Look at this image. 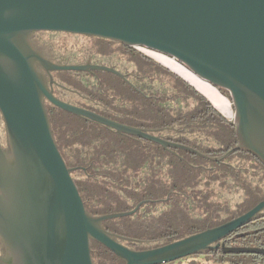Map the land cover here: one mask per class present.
I'll use <instances>...</instances> for the list:
<instances>
[{
  "label": "water",
  "instance_id": "obj_1",
  "mask_svg": "<svg viewBox=\"0 0 264 264\" xmlns=\"http://www.w3.org/2000/svg\"><path fill=\"white\" fill-rule=\"evenodd\" d=\"M40 32L99 38L159 54L225 90L238 146L223 158L245 151L264 165V0H0V115L7 140L6 150L0 145V264H94L93 241L125 264H165L220 248L225 254L264 255V249L220 244L264 217V201L224 225L155 250L135 252L120 245L116 239H128L108 232L104 222L131 216L142 203L126 213L87 211L72 178L81 168L67 167L46 101L118 134L207 156L57 99L53 72L123 76L90 63H53L31 40Z\"/></svg>",
  "mask_w": 264,
  "mask_h": 264
},
{
  "label": "trees",
  "instance_id": "obj_2",
  "mask_svg": "<svg viewBox=\"0 0 264 264\" xmlns=\"http://www.w3.org/2000/svg\"><path fill=\"white\" fill-rule=\"evenodd\" d=\"M55 40L52 38L44 44L57 56L56 46L53 45ZM116 45L123 49L126 61L134 67L133 72L137 77L135 88L124 85L120 95L126 102L125 115L135 114V125L139 120L147 119L156 129H172L170 143L191 148L207 157L173 148L170 162L161 167L160 162L169 159L165 158V152L157 149L156 166L152 167V154L144 152L148 148L127 139L119 141L106 135L98 125H88L76 116L51 107L48 113L64 161L68 168H81L72 173V178L87 211L93 216L114 214L113 206L135 198H139L138 202L127 205L121 213L133 210L143 201H148L142 207L144 210L156 203H163L159 216L153 214L147 217L137 213L105 222L104 226L106 230L127 237L177 242L224 225L264 201V165L259 159L245 151L223 158L238 146L233 122L214 108L192 83L193 86L135 49ZM97 46L98 51L111 49L105 43ZM144 63H152L157 74L167 73L176 85L170 89L157 86L154 82L156 74L148 72ZM63 76L70 77L77 86L74 90L84 96L93 93L94 98L102 97V80L94 81L91 88L85 82L89 79L84 80L66 72L58 74L62 82ZM219 91L229 97L225 90ZM136 100H139V104ZM119 160L133 163L120 164ZM213 183L225 191H240L243 198L237 204L213 201L212 198L217 196L211 189ZM150 193L158 194V197ZM160 198L168 200L153 203V200ZM134 217L136 220L132 219ZM225 243V248L264 249V217L237 230ZM92 244L94 264L121 263L106 248L94 241ZM204 255L210 256L209 261L213 264H264V255L225 254L222 249Z\"/></svg>",
  "mask_w": 264,
  "mask_h": 264
},
{
  "label": "flooded vegetation",
  "instance_id": "obj_3",
  "mask_svg": "<svg viewBox=\"0 0 264 264\" xmlns=\"http://www.w3.org/2000/svg\"><path fill=\"white\" fill-rule=\"evenodd\" d=\"M43 33H47V32L34 33L37 35V38L34 37L35 36L34 34L31 36V40H32L34 45H35L34 41H37V40L41 44L45 45L43 42L44 39L42 38ZM60 34H63V33H49V35H53V36H51V38H55V36L60 35ZM84 37H86V36H84ZM87 38L90 39L93 37H87ZM93 40L96 41V43L93 44L94 46L96 44H99V42L101 41V43H103V44L105 43V45H108L109 47H111V49L108 51L107 50L98 51L99 48L96 45L98 49H97V52L94 54V52L96 51L94 46L90 48L91 49L90 51L83 49L84 52H82L83 50L81 48V50L79 51L80 53L78 55L82 56L83 58H80L79 61L75 65H86L87 63H90V65L105 66V67L114 69L115 71L120 73L123 76V78H120L119 76H117L115 74L103 72V71L71 72L75 76H78V77L81 76L84 80L89 79L87 81L85 80V82L88 85H91V88L93 87L94 81L96 83L100 82V81H98V79L103 81L101 83L103 86L102 97L94 98L93 93H90V94L84 96L83 94L77 92L76 90L65 88L64 83L58 77V74L63 73V72H53V73H51V77L54 79V84L52 87L53 95L57 99L65 102V103H68V104H71L73 106L82 108L84 110L93 112L95 114H98V115L102 116L103 118H105L109 121H112V122H115V123H118V124H121L124 126H128L131 128L139 129L142 132H144L145 134H148L152 137H155V138H158L160 140L169 142L171 139L169 137L171 136V130L172 129H168V128L166 130L156 129L155 126H153V123H151V121L147 120V119H146L147 121L143 120L141 122L138 119L139 123H138V125H135L134 123H136V119H134L135 116L133 117V115H135V114H132V116H126L125 115V103L126 102L123 100V98L120 95L123 93L122 91L124 89V85H126L128 88H132V89L135 88L137 77L135 76V73L133 71L128 70L131 65H129V66L126 65V55H125L123 49L119 48L116 45L117 43L112 44V41L103 40V39H99V38H93ZM35 47H36V45H35ZM135 50H137L138 52L141 51L138 49H135ZM147 57H150V56L147 55ZM50 60H51V58H50ZM51 61L53 62V60H51ZM68 65H71V64H68ZM40 72L44 73V71L42 69H40ZM47 78L49 79V76H47ZM102 78H106V81H104ZM186 78L191 80V78H189V77H186ZM49 81L50 80H48V83H49ZM136 102L139 104V100H136ZM46 106H47V109H49L51 107H55L47 101H46ZM55 108H57V107H55ZM77 118H80V117H77ZM148 118H151V117L149 116ZM80 119L82 121L86 122L88 125H90V124L98 125L101 128V130L104 131V133L106 135L109 134L110 136L119 139V141H122V140L125 141V139H127L129 141L136 142L137 144L141 145V147H143V148L146 147V148L150 149V150L147 149L149 152L147 150H144V152L152 154V158H154V161H153L154 165L152 167L156 166V162H157L156 157H158V153H159L157 149L165 152V155H166L165 158L169 159V161H167V160H165L164 162L161 161L160 162L161 167L167 166L168 165L167 163L170 162V160H171V154H173V148L172 147H164L158 143H155V142H152L150 140L143 139L140 137L128 136L125 134H118L115 130H113L107 126L100 125L98 123H95V122L90 121V120L85 119V118H80ZM1 140H3L2 134H0V145L2 146L3 149L6 150L7 148L5 146L7 144L4 142V140L3 141H1ZM119 162H120V164H127V165H130L131 163H133L132 161L127 162V161H123V160H119ZM167 200H168V198L167 199L160 198L157 200H153V203L156 201L157 202H164ZM147 202L148 201L142 202L141 207L135 213L136 215H137V213H139L142 210V207ZM156 204H163V203H156ZM135 208L133 210H135ZM133 210H131L129 212H132ZM161 210H156L154 215L159 216V212ZM146 212H148V211H146ZM135 214H133V215H135ZM133 215H131V216H133ZM144 215H146L148 217V215H150V214L145 213ZM128 217H130V216H128ZM140 219L143 220L144 218L141 217ZM106 222H108V221H106ZM104 228H105V226H104ZM107 231L114 234L115 236H119V237H123L125 239H129V240L116 239V241L118 243H120V245L126 247L129 250L135 251V252L151 251V250H155V249L170 245V244L175 242V241L166 242V241H160L157 239L152 240L149 238H140V237H127L125 235H122L118 232H114L112 230H107ZM232 235H230V236H232ZM227 238L222 240L220 242V244H226L225 242H226ZM216 244L217 243H215L213 246H216ZM99 245H101V244H99ZM101 246L104 247L103 245H101ZM104 248H106V247H104ZM92 250H93V244L91 245V251ZM219 250H221V248ZM219 250L210 251V252L217 253V252H219ZM198 256H205V255L204 254L193 255V256H189V257H186L183 259H179V260L170 262V263H165V264H184L186 262V260L188 261L189 258L198 257ZM118 259L121 262L120 264H125V262L122 261L120 258H118Z\"/></svg>",
  "mask_w": 264,
  "mask_h": 264
},
{
  "label": "rangeland",
  "instance_id": "obj_4",
  "mask_svg": "<svg viewBox=\"0 0 264 264\" xmlns=\"http://www.w3.org/2000/svg\"><path fill=\"white\" fill-rule=\"evenodd\" d=\"M35 38H37V35L34 34ZM39 35V34H38ZM51 36L53 35H49V33H43L42 34V38L44 39L43 42H49L52 38ZM55 38L57 40L53 41V45L56 46V50H57V56L54 55V53H52L49 48L46 45L41 44L38 40L34 41L36 48L38 50H40L44 56L46 58H51V60H53V63L56 64H71V65H75L80 58H83L82 56L78 55L82 48V50H87L90 51L91 47H93L96 43L95 40H93V38H87L84 36H78V35H71V34H60L55 36ZM40 39V38H39ZM35 40V39H34ZM99 47H101L103 44L101 42H99ZM96 45L94 47H96ZM143 55H145L148 57L149 59H151L152 61L156 62L157 64H159L160 66H162L163 68L167 69L170 72H173L174 74H176L177 76L181 75L184 79H186L187 81H189L190 83H192L196 88L198 87L199 83H202L201 80H199L198 78L194 77V75L191 74V72H189L187 69H185L183 66L179 65L176 62H172V59L166 58L162 55L159 54H155V53H151L148 52L146 50H141L140 51ZM55 57V58H54ZM168 61H170L171 63H173L175 65V67L169 66ZM126 65L129 66V63L126 61ZM143 65H146L147 71L156 74L155 77V83L157 86H162L165 89L167 88H171L174 85H176L175 80L174 79H170V76L167 75V73H159L157 74L156 69L154 68V65L152 63H144ZM128 70L134 71V67L130 66V68ZM177 70V71H176ZM66 73V72H63ZM181 73V74H180ZM81 77V76H80ZM180 77V76H179ZM186 77H190L191 79L194 78L193 81L189 80ZM181 78V77H180ZM182 78V79H183ZM63 83H64V87L67 89H76L77 86L75 85V83L72 82V79L68 76H63ZM104 81H106V78H102ZM183 79V80H184ZM185 81V80H184ZM188 83V82H187ZM191 85V84H190ZM192 86V85H191ZM198 89V88H197ZM219 93L221 94V92L219 91ZM222 96H224L225 98H227L230 102L231 99L223 94H221ZM204 96V95H203ZM209 100V99H208ZM210 101V100H209ZM211 104L213 105V103L211 102ZM214 108H216L227 120L233 122L234 120V108L231 102V106H232V114H227L222 112V110H219L215 105H213ZM225 114V115H224ZM0 134H2V139L4 140V142L7 144V140H6V131H5V126L3 123V120L1 118L0 115ZM1 140V141H3ZM198 146V145H196ZM7 148V145L5 146ZM202 150V148H199ZM149 175H151V172H149ZM76 177V176H75ZM211 189H213V191H215V194L217 195L216 197H213L212 200L213 201H230L231 204H237L241 201V199L243 198L242 193L240 191H232V190H228L225 191L224 189H221L219 185H217L216 183L211 186ZM152 194L154 197H158V194ZM160 196V195H159ZM139 198H135L130 199V201L128 200L127 203H124L122 205H115L112 207V213H121L122 210L127 206H132L134 205L136 202H138ZM114 204V203H113ZM164 204H154L152 205L149 209H142L138 215H144L146 213V211H148V214L153 215L155 214L156 210H161L164 206ZM134 220H136V217L132 218ZM1 253V251H0ZM210 256H198V257H191L188 259V261L186 260V262L184 264H213L212 262L209 261Z\"/></svg>",
  "mask_w": 264,
  "mask_h": 264
},
{
  "label": "bare ground",
  "instance_id": "obj_5",
  "mask_svg": "<svg viewBox=\"0 0 264 264\" xmlns=\"http://www.w3.org/2000/svg\"><path fill=\"white\" fill-rule=\"evenodd\" d=\"M172 62H175L174 60ZM168 65L175 67V65L173 63H171L170 61H168ZM192 74V73H191ZM193 75V74H192ZM181 76V75H180ZM182 77V76H181ZM190 78V77H189ZM197 78V77H196ZM186 80V79H185ZM193 79H191V81H193ZM200 80V79H199ZM187 81V80H186ZM202 81V80H201ZM190 83V82H189ZM191 84V83H190ZM198 90L204 94L212 103L213 105H215L219 110H222V112L224 113H229L232 114V106H231V102L225 98L224 96H222L219 91H217L216 89H214L212 86H210L209 84H207L206 82L202 81V83H199L198 85ZM225 115V114H224Z\"/></svg>",
  "mask_w": 264,
  "mask_h": 264
}]
</instances>
